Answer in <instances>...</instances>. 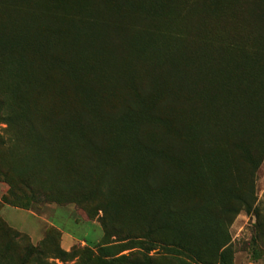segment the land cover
<instances>
[{
	"label": "rangeland",
	"instance_id": "rangeland-1",
	"mask_svg": "<svg viewBox=\"0 0 264 264\" xmlns=\"http://www.w3.org/2000/svg\"><path fill=\"white\" fill-rule=\"evenodd\" d=\"M176 1L184 6L183 0ZM226 1L223 16L232 17L234 8L242 14L227 19L226 28L236 29L232 34H242L251 46L255 42L263 49L264 26L250 18L264 7V0ZM73 11L77 12L63 0H0V264H264V157L254 172L256 201L251 211L241 209L231 222H217L204 216L212 208L206 207L194 218L195 236L208 244L204 255L197 257L165 241L160 232L151 237L145 234L146 228L157 226L148 224L152 216L142 197L146 190L150 195L148 172L127 170L122 163L117 173L112 157L90 151L84 158L72 151V144L79 143L84 132L80 122L54 123L64 112L76 111L88 88L72 69L75 65L63 56L74 55L79 36L90 30L83 21L63 16ZM36 14L62 28L53 37V42L64 40L57 62H37L27 46ZM134 38L139 50L133 58L137 66L148 68L158 62L153 60V47L160 51L161 61L179 57L172 51L178 42L152 34H134ZM143 42L150 47L145 48ZM181 59L188 60V56ZM245 60L250 62L248 77L253 82L245 88L243 110L237 118L225 114L226 121L248 116L244 122H186L188 114L171 106L190 130L177 136L165 127L180 142L176 156L191 159L201 153V163L196 157L193 163L202 179L217 189L214 183L238 184L250 169L241 146L264 144V51L249 50ZM120 72L129 80L127 65L116 74ZM109 82L115 85L103 78L102 88L110 89ZM86 106L96 112L91 101ZM92 123L96 133L99 126L103 133L99 122ZM219 124L224 126L220 130ZM237 124L242 134L236 133ZM204 134L211 139L206 156L200 149ZM146 157L144 153L143 162L148 165ZM201 164L207 173L200 172ZM165 173L162 170L161 176ZM102 175L115 186L108 213L99 208ZM191 193L200 194L198 189ZM86 239L94 244H87Z\"/></svg>",
	"mask_w": 264,
	"mask_h": 264
},
{
	"label": "trees",
	"instance_id": "trees-1",
	"mask_svg": "<svg viewBox=\"0 0 264 264\" xmlns=\"http://www.w3.org/2000/svg\"><path fill=\"white\" fill-rule=\"evenodd\" d=\"M183 1L182 7L176 0H63V4H70L78 12H65L63 16L83 21L90 29L79 36L74 55H63L75 65L72 69L88 83V88L85 98L77 103L76 111L64 112L54 124L80 122L84 132L80 142L73 143L71 149L84 158L90 151H97L113 158V170L117 173L122 163L127 170L129 167L138 168L144 174L148 172L146 188L150 195L147 196L146 190L142 197L152 216L148 224L157 226L146 228L145 234L151 237L160 232L170 244L202 257L208 244L207 240L195 236L194 218L206 207L212 208L206 210L204 216L217 222H231L239 210H252L256 201L254 172L264 157V144L241 146L250 164L247 174L238 184L214 183L219 188H213L209 181L202 179L193 163L194 157L201 163V153L191 159L176 156L180 142L167 134L165 127L177 136L190 128L185 127L170 107L186 112V122H244L243 118L248 116L226 121L225 114L228 112L237 118L243 110L240 105L244 103L245 88L253 82L248 77L251 65L245 60V54L249 50L260 53L264 48L255 42V46H251L242 34H232L236 29L226 28L227 19L242 16L236 8L232 17L223 16L226 0ZM259 9L250 19L264 26V7ZM207 11L212 12V16H205ZM244 24L247 27L248 21ZM32 30L27 46L33 50L36 61L57 62L58 47H63L64 40L53 42V37L62 28L53 27L46 17L36 14ZM134 34H152L178 42L172 51L179 57L161 61L160 51L153 47V60L158 62L148 68L137 66L133 63L139 51ZM16 38L17 34L14 41ZM142 45L150 47L146 42ZM184 55L188 60L181 59ZM125 65L129 69V80L121 72L116 74ZM103 78L112 80L115 85L109 82L110 89L102 88ZM113 89L114 94H111ZM90 101L97 106L96 112L86 106ZM92 122H99L103 133L100 126L99 134L96 133ZM223 127L219 124L216 128ZM236 127V133L242 134L240 124ZM198 131L203 132V129L199 127ZM200 138L204 142L200 149L206 156L205 149L211 139L207 134ZM144 153L148 165L143 162ZM162 170L166 172L164 176H161ZM202 171L207 173L201 164ZM127 175L135 182L132 173ZM101 185L99 208L108 213L115 186L105 175H102ZM197 189L200 194L195 196L191 192ZM86 242L94 244L87 239Z\"/></svg>",
	"mask_w": 264,
	"mask_h": 264
}]
</instances>
